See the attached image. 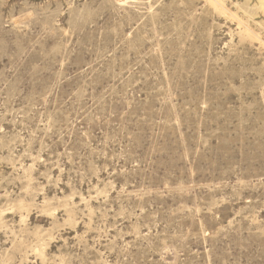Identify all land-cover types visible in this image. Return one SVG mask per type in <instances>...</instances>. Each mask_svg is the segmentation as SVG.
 <instances>
[{"label":"rangeland","instance_id":"374dc122","mask_svg":"<svg viewBox=\"0 0 264 264\" xmlns=\"http://www.w3.org/2000/svg\"><path fill=\"white\" fill-rule=\"evenodd\" d=\"M261 41L259 0H0V264H264Z\"/></svg>","mask_w":264,"mask_h":264},{"label":"bare ground","instance_id":"6f19581e","mask_svg":"<svg viewBox=\"0 0 264 264\" xmlns=\"http://www.w3.org/2000/svg\"><path fill=\"white\" fill-rule=\"evenodd\" d=\"M259 2H260V6H261V9H263L264 8V0H259ZM247 14V13H246ZM246 17V16H245ZM237 18V17H236ZM240 18V17H239ZM233 19V18H232ZM246 19V18H245ZM234 20H235V18H234ZM232 21V20H231ZM232 23V22H231ZM234 23H236V25H237V22H234ZM246 23V22H245ZM242 25L243 24V22H242V20L241 21H238V26L239 25ZM248 26V25H247ZM239 29V28H238ZM242 29V28H241ZM240 29V30H241ZM244 29V28H243ZM244 30H246V29H244ZM243 30V31H244ZM245 32V31H244ZM250 33V32H249ZM263 33V32H262ZM250 35H251V33H250ZM250 35H248L249 36V38H250ZM260 38H262V36L261 37H258L257 35H256V40H260ZM262 42V45H264V42L263 41H261ZM251 44V43H250ZM259 44L261 45V43L259 42ZM263 51V50H262Z\"/></svg>","mask_w":264,"mask_h":264}]
</instances>
